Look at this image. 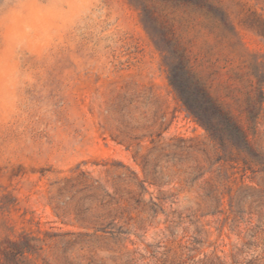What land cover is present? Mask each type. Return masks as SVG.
Segmentation results:
<instances>
[{
    "label": "rangeland",
    "instance_id": "rangeland-1",
    "mask_svg": "<svg viewBox=\"0 0 264 264\" xmlns=\"http://www.w3.org/2000/svg\"><path fill=\"white\" fill-rule=\"evenodd\" d=\"M209 1L226 26L156 3L151 35L129 0H0V264H264V166L169 81L183 54L264 157V0Z\"/></svg>",
    "mask_w": 264,
    "mask_h": 264
},
{
    "label": "trees",
    "instance_id": "trees-1",
    "mask_svg": "<svg viewBox=\"0 0 264 264\" xmlns=\"http://www.w3.org/2000/svg\"><path fill=\"white\" fill-rule=\"evenodd\" d=\"M132 4H137L142 10L143 24L146 30L153 35L150 27L146 23L149 18L155 26L158 25L160 16L157 9L151 4H167L177 9H192L200 14L212 17L222 27L227 25V19L223 10L211 3L209 0H129ZM163 25V24H162ZM163 30V26H160ZM171 31V29H170ZM173 50L179 53L177 44L173 43ZM181 69L169 66V81L179 100L183 103L189 114L210 134L219 146L229 144L238 151L245 152L253 156L257 163L264 166V157L256 153L247 129L234 117V115L224 107L222 103L215 100L207 90L206 86L190 72L184 62L183 54H180ZM253 68V91L249 95L245 114L250 125L248 130L257 129L258 121L264 110V70L258 61L254 62ZM188 69V70H187ZM184 75H187L184 77ZM193 77V78H188ZM11 248L1 249L2 255L16 257L25 255L30 248L21 250V244L11 242ZM15 259V258H14Z\"/></svg>",
    "mask_w": 264,
    "mask_h": 264
}]
</instances>
